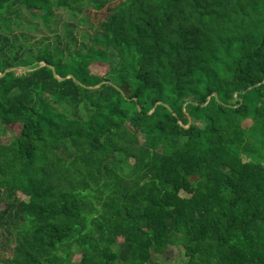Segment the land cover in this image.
<instances>
[{
	"label": "trees",
	"instance_id": "16d2710c",
	"mask_svg": "<svg viewBox=\"0 0 264 264\" xmlns=\"http://www.w3.org/2000/svg\"><path fill=\"white\" fill-rule=\"evenodd\" d=\"M12 67L0 264H264V0H0Z\"/></svg>",
	"mask_w": 264,
	"mask_h": 264
},
{
	"label": "rangeland",
	"instance_id": "374dc122",
	"mask_svg": "<svg viewBox=\"0 0 264 264\" xmlns=\"http://www.w3.org/2000/svg\"><path fill=\"white\" fill-rule=\"evenodd\" d=\"M115 62H116L115 55L112 51H110L109 52V64L113 66ZM4 134L5 136H7L6 133ZM0 137H3L2 132H0ZM19 197L23 199L22 195H19ZM77 260H79V256H73V261H77ZM184 261H185V258H184L182 250L180 248H176V249L171 248L170 250L167 251L164 258L157 257V259H155L153 262L149 264H176L178 262H184Z\"/></svg>",
	"mask_w": 264,
	"mask_h": 264
},
{
	"label": "water",
	"instance_id": "95a60500",
	"mask_svg": "<svg viewBox=\"0 0 264 264\" xmlns=\"http://www.w3.org/2000/svg\"><path fill=\"white\" fill-rule=\"evenodd\" d=\"M40 66H46V64L42 63ZM49 68L52 70L54 77H55L57 80H59V81H64V80H66V79H72V78H73L71 75H68V76L65 77V78H60V77H58V76L56 75V73H55V69H54L53 66H49ZM29 70H30L29 67H12V68H8V69H6L4 72L0 73V78L4 77V75H5L6 73H9V72H12V71H17V72H27V71H29ZM76 83L79 84L78 81H76ZM101 84H103V82H102ZM101 84H99V85H97V86H94V87H88V88H99V87L101 86ZM252 88H253V86L248 87V88L244 91V93L248 92V91L251 90ZM211 97H214V98L217 100V94H216V93H213L212 95H210V96L208 97V100H209ZM158 104H159V103H157L156 105H158ZM156 105H155V106H156ZM152 111H153V110H152ZM152 111H151V112H152ZM189 123H190V122H189ZM189 123H188V125H189ZM188 125H187V126H188Z\"/></svg>",
	"mask_w": 264,
	"mask_h": 264
}]
</instances>
